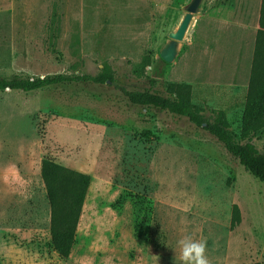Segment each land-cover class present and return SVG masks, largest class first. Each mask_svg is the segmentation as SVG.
Segmentation results:
<instances>
[{"label": "rangeland", "instance_id": "obj_1", "mask_svg": "<svg viewBox=\"0 0 264 264\" xmlns=\"http://www.w3.org/2000/svg\"><path fill=\"white\" fill-rule=\"evenodd\" d=\"M191 1L0 0V77L107 80L0 92V264H173L187 236L206 243L208 264H264V185L202 128L121 91L170 97L177 84L240 136L249 63L235 72L216 54L211 22L259 0H205L167 64L160 53ZM254 143L264 153V132ZM45 159L91 177L67 260L52 246Z\"/></svg>", "mask_w": 264, "mask_h": 264}, {"label": "trees", "instance_id": "obj_2", "mask_svg": "<svg viewBox=\"0 0 264 264\" xmlns=\"http://www.w3.org/2000/svg\"><path fill=\"white\" fill-rule=\"evenodd\" d=\"M260 25L262 30L257 35L249 91L242 112L239 137L232 131V125L225 111H212L213 119H207L204 116V109L194 105L188 97L183 96L177 90L181 88L177 84H168L170 97L151 91L130 92L125 89L121 91L134 106L149 110L156 109L175 117L186 118L191 124L202 128L239 162L246 173L264 185V153H261L254 143L264 132V0ZM150 61L146 59L143 67H149ZM154 77L156 78L150 79V82L156 87L160 77ZM106 82L107 80L102 77L88 75L81 77L57 75L43 79L20 76L0 77V92L9 89L12 92L33 93L49 88L75 87L81 83L103 85ZM171 90H176L178 95L172 93ZM41 178L50 205V234L53 250L61 259L67 260L76 245L77 231L91 186V177L45 159L41 163ZM234 222H240L237 207Z\"/></svg>", "mask_w": 264, "mask_h": 264}, {"label": "crops", "instance_id": "obj_3", "mask_svg": "<svg viewBox=\"0 0 264 264\" xmlns=\"http://www.w3.org/2000/svg\"><path fill=\"white\" fill-rule=\"evenodd\" d=\"M259 3L258 10H252L250 6L249 8L238 7L237 11L233 12V16H219L215 22H211V31L215 35L211 37V41L217 47L215 52L222 55L223 60L229 59L224 56L232 55V60L237 63L234 65L235 72L238 70V63L245 65L247 62L251 75L257 35L262 30L260 25L262 0H259ZM233 8L235 7L215 9L219 11V14L223 12L229 14V9Z\"/></svg>", "mask_w": 264, "mask_h": 264}, {"label": "water", "instance_id": "obj_4", "mask_svg": "<svg viewBox=\"0 0 264 264\" xmlns=\"http://www.w3.org/2000/svg\"><path fill=\"white\" fill-rule=\"evenodd\" d=\"M204 2L205 0H192L190 4L184 8L186 14L178 30L169 34L168 37L170 42L160 53V57L165 63L171 64L175 61L179 53V43L184 42L191 22L193 21L195 15H199L201 13Z\"/></svg>", "mask_w": 264, "mask_h": 264}, {"label": "clouds", "instance_id": "obj_5", "mask_svg": "<svg viewBox=\"0 0 264 264\" xmlns=\"http://www.w3.org/2000/svg\"><path fill=\"white\" fill-rule=\"evenodd\" d=\"M176 248L173 249L175 256L173 264H208L206 256V243L204 241L194 240L187 236L176 241Z\"/></svg>", "mask_w": 264, "mask_h": 264}]
</instances>
